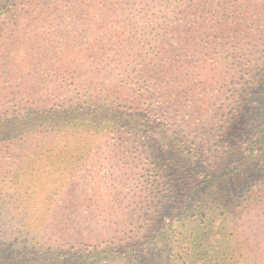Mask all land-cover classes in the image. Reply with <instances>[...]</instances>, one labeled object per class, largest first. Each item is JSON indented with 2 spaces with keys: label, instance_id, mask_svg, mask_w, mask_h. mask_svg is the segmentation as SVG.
I'll use <instances>...</instances> for the list:
<instances>
[{
  "label": "trees",
  "instance_id": "1",
  "mask_svg": "<svg viewBox=\"0 0 264 264\" xmlns=\"http://www.w3.org/2000/svg\"><path fill=\"white\" fill-rule=\"evenodd\" d=\"M57 20L92 35L55 34ZM1 31L0 60L16 48L0 75V264L113 262L51 239L54 220L71 219L48 180L70 171L63 149L108 132L132 133L126 145L133 131L162 134L181 194L172 223L137 254L149 245L155 264H264V238L252 241L223 203L240 188L264 224V0H0Z\"/></svg>",
  "mask_w": 264,
  "mask_h": 264
},
{
  "label": "rangeland",
  "instance_id": "2",
  "mask_svg": "<svg viewBox=\"0 0 264 264\" xmlns=\"http://www.w3.org/2000/svg\"><path fill=\"white\" fill-rule=\"evenodd\" d=\"M87 27L91 25L57 20L51 29L62 37L69 34L88 37L92 31ZM18 28L11 25L12 31L7 36H18ZM0 35L6 36L2 31ZM15 48L11 44L10 50H6L1 58L0 75L8 63H14ZM131 134L103 133L92 147L63 149V160L58 164L70 171L53 174L48 180V183H55L47 193L53 195L61 211H68L71 219V228L67 227V218L55 219L48 233L51 239L78 255L93 251L113 260L106 262L105 259L100 264H129V260H132L130 264H155L156 253H149V245L145 248L146 254L137 253L142 243L160 236L178 212L181 194L174 173L166 170L167 162L159 153L164 148L159 143L162 134L133 131V137L125 145L123 138L128 139ZM153 154L155 160H150ZM155 179L161 181L160 186L152 193L142 194L140 189L146 181ZM240 190L237 188L235 193L232 189L231 197L234 199L227 198L223 203L235 223L247 232L252 241H262L264 224L254 213L245 211V204L239 198ZM40 196L45 197L46 193ZM151 205L154 208L150 209ZM161 247L162 244L157 250ZM136 255L140 256V261L134 257Z\"/></svg>",
  "mask_w": 264,
  "mask_h": 264
}]
</instances>
